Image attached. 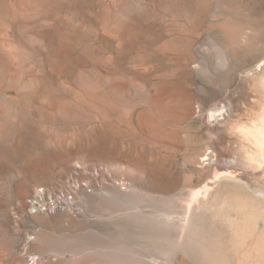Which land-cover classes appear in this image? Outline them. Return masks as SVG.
<instances>
[{"label": "rangeland", "instance_id": "1", "mask_svg": "<svg viewBox=\"0 0 264 264\" xmlns=\"http://www.w3.org/2000/svg\"><path fill=\"white\" fill-rule=\"evenodd\" d=\"M261 61L264 0H0V264H78L42 234L120 255L150 239L137 215L178 222L205 183L207 203L257 196L263 167L233 166L246 145L226 130L264 103ZM127 195L144 200L99 209Z\"/></svg>", "mask_w": 264, "mask_h": 264}, {"label": "bare ground", "instance_id": "2", "mask_svg": "<svg viewBox=\"0 0 264 264\" xmlns=\"http://www.w3.org/2000/svg\"><path fill=\"white\" fill-rule=\"evenodd\" d=\"M247 36L243 37L247 38ZM256 66V69L248 71V78L251 80L256 79L257 81L262 80L264 85V61H261V63H258ZM223 104V107H228L225 103ZM220 106L221 105L218 107ZM220 110L218 112H220ZM215 111L214 108L210 109L208 111V116L213 117L214 114H216ZM239 137L244 139L243 143L246 145V150L243 152L240 151L241 153L235 157V165H231L236 168L239 167L247 172H253L260 167H263L264 170V148L260 147L262 139L259 137L258 133L249 132L244 135L239 134ZM202 157V160L210 159L208 153L204 154ZM236 173L237 171L233 170L224 172L222 175L228 176L229 174ZM257 187V191L253 190L259 193L257 196L251 195L246 188L241 189V187H238L234 189L233 192L225 194L222 198L212 203H207L205 200H201L202 197L210 193L209 184L205 183L202 190L192 192L191 199L188 200L186 212L182 220H180V218L178 222L176 220H170L168 216H166L168 219H160L161 221H158V219H152L153 217H150V219H143V215L142 218L140 216L141 214H136V220H142L139 225L143 223V226L149 231H145V234L142 235H135L137 237L141 236L142 238L150 239L143 240L141 244L138 245H136L137 242H135V246H133L134 244L126 245L127 243L122 241L125 246L119 247L121 243H118L119 245H117L119 248H117L121 251V254L123 253L122 255L111 253L114 247L112 246L113 248L111 249L108 244L105 246L94 243L85 244L83 242L71 244V242L63 238H57L53 236V234L40 235L39 242L44 251L53 249L60 254L72 251L74 253H72L73 256L75 255L74 257H78L75 259V261L78 260V264H92L96 262V260L94 261L91 257L96 255L95 253H104V256L107 254L109 255H107V258H109L108 263H106V259V261L103 260L104 264H183L181 255L194 261L195 264H264V190H261L264 189V180L258 182ZM142 200H144V198L134 195H127L123 199L114 196L109 198V202L100 204L99 209L103 212L112 214L116 212V206L119 202L127 206L128 204L132 206L135 205V202H140ZM66 201H68V204L73 203V201L70 200ZM51 203H54L53 199ZM45 204L48 203H44L43 201L42 203L40 202L37 203V205H33L30 217L41 220L43 215L41 211ZM193 204H196L197 207L195 208L194 206L192 209L191 206ZM133 208L134 207H131V209H129L131 214L134 212L132 211ZM129 212H126V214H129ZM207 213L213 218L212 222L209 221L211 222L209 226L206 220ZM202 214L206 216L202 217ZM135 216H132V218ZM126 225H124L123 229L130 231L129 228H125ZM171 226L177 228L176 230L180 231V233L181 231L184 233V235L182 234L183 236H180L178 241L173 240L170 242V239L166 235H163V232ZM171 229H173V227H171ZM156 236L158 237L157 239H155ZM144 245L147 246V249H144ZM114 249H116V247ZM84 255H87V258H81ZM97 256L99 257V255ZM36 258L35 256H31L30 264H35ZM99 258H103V256L100 255Z\"/></svg>", "mask_w": 264, "mask_h": 264}, {"label": "clouds", "instance_id": "3", "mask_svg": "<svg viewBox=\"0 0 264 264\" xmlns=\"http://www.w3.org/2000/svg\"><path fill=\"white\" fill-rule=\"evenodd\" d=\"M226 131L229 136L244 135L249 132L258 133L262 139L260 147L264 148V103L249 109L240 118L234 119Z\"/></svg>", "mask_w": 264, "mask_h": 264}]
</instances>
